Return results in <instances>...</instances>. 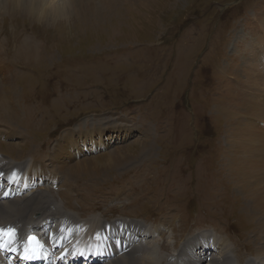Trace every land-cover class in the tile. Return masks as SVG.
I'll return each instance as SVG.
<instances>
[{
    "label": "rangeland",
    "instance_id": "1",
    "mask_svg": "<svg viewBox=\"0 0 264 264\" xmlns=\"http://www.w3.org/2000/svg\"><path fill=\"white\" fill-rule=\"evenodd\" d=\"M102 1L74 9L70 26L0 16V65L8 64L16 89L13 98L0 93V159L58 176L38 193L76 222L136 225L141 242L125 243V253L155 240L165 264H182L184 248L204 236L223 244L234 264L264 263L260 219L237 188L254 181L255 155L239 157L250 166L229 169L227 136L242 112L264 109V64H242L264 32V0ZM104 120L129 134L110 129L99 137ZM258 120L262 128L246 125L264 137ZM70 129L82 136L62 147V158L93 157L98 173L77 178L55 170L53 147ZM136 141L152 149L140 154ZM121 147L131 162L108 166L109 153ZM200 243L192 255L204 252Z\"/></svg>",
    "mask_w": 264,
    "mask_h": 264
},
{
    "label": "bare ground",
    "instance_id": "2",
    "mask_svg": "<svg viewBox=\"0 0 264 264\" xmlns=\"http://www.w3.org/2000/svg\"><path fill=\"white\" fill-rule=\"evenodd\" d=\"M88 1L91 0H74L75 2L74 9L76 10L77 7L80 8ZM146 1L147 0H136V3H134L133 6L134 7L145 6ZM101 3L109 4L107 0H104ZM126 3L127 2H125L124 5ZM3 14L5 15L17 14L27 17L26 13L23 10L17 8L16 0H0V16H2ZM51 23L53 22L47 21L43 24L49 25ZM254 46H256L257 49L248 53L247 57L242 55V64H244V67L248 70H250L251 68H255L257 65L264 64V32L262 35L257 36V38L253 40V47ZM234 49H235V44L231 45V51L232 50L234 51ZM236 54L239 55L241 53H236ZM0 60H1V56H0ZM1 65H0V93H2L5 96V99L9 98L7 94L12 96L13 98L16 89L14 86L13 78L11 76L12 75L11 70L8 64L7 65L4 64V66ZM261 69H264V65L261 66ZM261 81H262V85H264V76H262ZM254 89L255 87L251 85L248 99L253 100L255 98L256 91H253ZM261 96L264 97V91L262 92ZM249 110L252 111L253 113L242 112L243 115L241 117L238 116L240 117L238 119H240L241 124L236 125L233 123L234 125L232 124L228 126L230 127L231 130L227 136L230 139L229 143L232 144L230 145V156L232 157V161L229 162L228 167L229 169L235 170L236 167H241L244 165L250 166V164H248L244 160H241L239 157L248 156V153H252L255 155L254 158L256 161L251 164V168L249 169V172L253 177L254 181L245 182V184H242V182L240 181L239 186L237 188L243 193L250 207L253 209L255 215H257L258 216L257 218L260 219L258 225L260 227L262 235H264V137L258 136L256 132H250L248 126L246 125L249 122L250 123L254 122L255 124L259 125V126L256 125L257 127L262 128L263 126L260 124V120H258V117L264 121V109L262 108L255 109L254 107H251L249 108ZM7 112L9 116L16 115V111H13L14 113L12 111H7ZM107 121L104 120V125L100 127L101 131H99L98 133L99 137H101L106 130L108 131L110 129H113V131L117 133L120 131H125L127 135L129 134L128 133L129 129H118L115 126H113V124L108 123ZM81 136H82V132H79V134H77L73 131V129H70L67 134L65 133L63 137H61V143L53 147L51 160L53 161V163L57 164V168L55 167L56 168L55 170L57 172L61 171L64 174H68L71 177L75 176L77 178H79L80 175L86 176V174L90 173V171H95L98 173L99 170L95 169L92 166V163L95 160V158L93 159V157L81 161H75V162L73 161V163H69V161L71 160V156L69 157L70 160L69 159L64 160L62 158L64 151L62 147L63 146L67 147L72 143H76V140H78ZM141 142H137L140 146V152H139L140 154L142 152L145 153L148 149H152L150 146L151 143L148 144V142L146 143L143 142L141 143ZM98 143L100 147L105 146V144H103V140L101 139L98 141ZM8 147L16 151L20 148V145L8 144ZM124 148L125 147H121L109 153V156L107 157L108 166L123 167L124 163L126 161L128 162L127 158H129V156L126 158V155L122 152ZM17 154L16 156H18L19 158V155ZM30 158L33 161L36 160L34 156H30ZM130 162L125 164L127 165ZM12 165H14V163ZM15 166H11V162H8L4 159H0V169L2 170L1 177L4 176V174H6L9 171V169L13 168L10 181L18 180L20 176V169ZM95 172L89 174L90 177H92L91 175H98ZM39 173H41L42 177L48 179L47 183H45L44 180H42L45 178H39V177L36 178L37 174ZM27 174L29 176V181H30L27 187L29 192L28 195H18L15 198L10 199L13 196V193L6 187L2 189L3 193L7 192L9 193V195L0 198V225L18 224L20 228L26 232L29 229L32 228L34 229L35 226L36 227L40 226L42 231L46 230V232H44L43 235H41L43 241L44 242H48V241L50 242L52 240L55 241V243L51 246L52 248L58 246L61 242L67 241L69 235L68 236L63 235V233L60 230H58L56 227H53L54 225L51 226L50 222L60 221L62 225L66 227L69 226L73 227L78 223H83L84 228L87 230L89 229L94 230L95 228H99V230L102 231L103 229H105L103 230V236L105 237L103 240L105 241L103 242V246L107 247V250L104 252L102 257H112L109 258V261L111 263L107 262L105 264L108 263L136 264L138 248L131 247L130 251H128V253H125V246H124V244L127 242L134 243L135 245H137L136 244L137 242H141L140 234L136 230L137 228L136 225H128L127 223L122 224L121 221H119L117 223L111 222L105 226L104 224L99 223L100 220H97L98 218L96 219L94 218L93 222H91V224L89 223V225L88 222H81V221L76 222L75 218H73L70 215H66L62 213L61 210H59L58 206L53 205L51 201L53 199L52 197L48 196L47 194L42 195L38 193L39 191H42L43 194L46 191L49 192V188H48V186L50 185L49 182L55 183V180L58 178V176H55V174H52V172L46 169L37 166L35 167L34 163H32V166L30 167V170L27 171ZM34 179L38 181L34 182ZM41 187L42 189H40ZM46 197H48L47 200L44 199ZM49 233H50V237H49ZM194 240L196 242L193 243L192 247L191 245H189V247L184 248L185 250L182 252L181 255V257L183 258L182 264H234V261H232L231 258L229 259L228 253L225 252L226 248L224 247V245L219 244L220 242H217L216 245H213L211 243L210 237L204 238V236H202L201 238L195 236ZM202 241H204V243H200V247L204 249V252L193 253L192 255V252L189 249L194 248L196 246L198 247L199 242ZM114 248L117 250L115 253H112L110 250ZM119 251H121L122 253H120V255L118 256L116 255V253ZM186 251H188L189 257H185ZM258 252L260 255L264 256V245L263 248L258 249ZM5 254H7V257H1L2 255ZM23 255H27V253L23 252ZM16 257L17 256L9 255L8 253L5 252H0V264H21L17 262ZM101 259L96 260L95 257H90L89 259L90 261L88 263L95 264L96 262H98L97 264H99V262H101ZM81 263L82 261H76L73 264H81ZM174 263L175 262L173 261L172 264ZM248 264H253V262L251 263L248 262Z\"/></svg>",
    "mask_w": 264,
    "mask_h": 264
},
{
    "label": "clouds",
    "instance_id": "3",
    "mask_svg": "<svg viewBox=\"0 0 264 264\" xmlns=\"http://www.w3.org/2000/svg\"><path fill=\"white\" fill-rule=\"evenodd\" d=\"M16 6L37 24L52 21L56 25L70 26L73 22L74 0H16ZM160 249L161 245L155 240L147 241L137 255L136 264H165Z\"/></svg>",
    "mask_w": 264,
    "mask_h": 264
},
{
    "label": "snow or ice",
    "instance_id": "4",
    "mask_svg": "<svg viewBox=\"0 0 264 264\" xmlns=\"http://www.w3.org/2000/svg\"><path fill=\"white\" fill-rule=\"evenodd\" d=\"M11 180V178H9ZM13 183H17V181H12ZM0 195L7 196L9 193H0ZM7 237V239H6ZM34 237L29 236L28 241H34ZM20 241H17L15 238V234L12 232V230H8L7 232L4 229H0V252L8 253L9 255H16L17 258H23L25 260H29L30 256L23 255V252L28 251L27 248L20 247ZM13 245H16L14 247ZM126 247V246H125ZM42 250V249H41ZM101 253L98 252H91L88 255H100ZM79 255L84 258L86 254L81 251L79 252ZM63 258V257H62Z\"/></svg>",
    "mask_w": 264,
    "mask_h": 264
}]
</instances>
